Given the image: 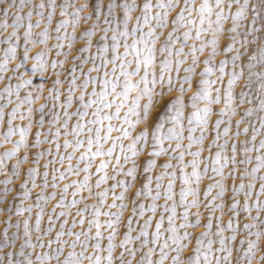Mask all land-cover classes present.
<instances>
[{"label": "snow or ice", "instance_id": "6c2138e0", "mask_svg": "<svg viewBox=\"0 0 264 264\" xmlns=\"http://www.w3.org/2000/svg\"><path fill=\"white\" fill-rule=\"evenodd\" d=\"M261 197L264 0H0V264H264Z\"/></svg>", "mask_w": 264, "mask_h": 264}, {"label": "rangeland", "instance_id": "374dc122", "mask_svg": "<svg viewBox=\"0 0 264 264\" xmlns=\"http://www.w3.org/2000/svg\"><path fill=\"white\" fill-rule=\"evenodd\" d=\"M58 2H59V0H58ZM77 2H81V0H77ZM196 2L197 3H199L200 2V0H196ZM103 3H104V5L106 6L107 5V3H108V0H103ZM27 9H25V11H26ZM109 35H111L110 33H109ZM55 41H50V43H54ZM37 49H33V52H35ZM95 49H93V51H94ZM121 51H123V49H121ZM73 54H75V53H73ZM217 59H220V57H217ZM89 65H85V68H87ZM181 74H183V73H181ZM34 82H39V79H38V77L37 78H34ZM66 86V85H65ZM189 95H190V93H189ZM47 111V110H46ZM17 123H19V121H17ZM241 127H243V125L241 126ZM45 128H47V124H45ZM233 131H235V129L233 128ZM113 135H115V133H113ZM244 137L242 136L241 137V139H243ZM258 140H259V137L257 138ZM186 142V141H185ZM45 147H47V145H45ZM204 155H207V152H205L204 153ZM163 159L164 158H160V159H158V163H162L163 162ZM186 159H190V157H187ZM157 171H158V169H157ZM207 180H205L204 181V184H207ZM239 181H237V183H238ZM259 185L257 184V187H258ZM202 187H203V185H202ZM178 188H179V181L177 182V190H178ZM117 191H119V189H117ZM262 199H264V197H261ZM110 202V201H109ZM163 201L161 200V203H162ZM128 213H125V215H127ZM101 219H103V217L101 218ZM225 221L227 220V216H225ZM0 227H2V225H0ZM198 231H200V229H197V232ZM213 231H215V224H214V227H213ZM193 243H194V241H193Z\"/></svg>", "mask_w": 264, "mask_h": 264}]
</instances>
